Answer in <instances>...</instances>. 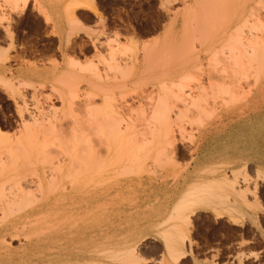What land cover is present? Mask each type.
<instances>
[{"label":"bare ground","instance_id":"obj_1","mask_svg":"<svg viewBox=\"0 0 264 264\" xmlns=\"http://www.w3.org/2000/svg\"><path fill=\"white\" fill-rule=\"evenodd\" d=\"M17 1L11 2L16 4ZM48 1L50 5L51 0ZM243 1L242 7L239 3L240 6L237 5V8L235 0H192L181 10L179 16L164 26L163 35L155 37L151 44L142 48L133 38L125 44L118 42L115 38L118 35L108 40L109 55L107 58L99 56L98 61L104 62L108 67L106 71L114 73L112 77L119 74L118 78L133 77L136 80L134 82H137L143 75L153 74L154 68L158 69L157 66L161 67L159 73L164 79L167 75L173 74L178 77L172 82L168 80L169 84L164 79L156 82L159 92L155 95L156 101L153 102V109L151 108L153 122L151 123L150 119L149 125L146 123L148 137L145 134L146 128L142 125L145 128V136L141 130L142 133L139 135L144 138L141 136L138 138L136 122L131 118L132 113L125 115L121 109L112 105L108 93L113 85L112 77L108 78V74H102L98 64L94 63L96 61L84 63L76 58H67L60 70L52 68L42 70L30 64L20 67L14 76L11 75L12 77H6L0 65V88L6 97L5 100L11 101L15 106L17 115L15 132L4 131L0 124V264H142L144 259L140 258L134 246L129 245L130 247L123 249L106 248L111 243L102 246L106 244L104 239L107 234H103L101 223L119 215L126 200H136L140 195L139 193L137 195L139 188L142 186L146 188L151 184H154L157 192L161 191L160 194L164 193L167 196L165 201L163 200L165 197H161L162 203H157L160 197L152 196L153 202L151 200L156 214L163 217L157 225L160 227L158 234L165 246L162 264H178L187 255L184 242L188 236V224L196 211L209 209L219 217H229L235 223L247 217L244 206L253 208L257 205L247 200L246 191L237 188L238 175H234L235 178L232 179L227 177L226 173L216 174L221 166L226 168L227 165L230 166L231 156L236 152L242 154L248 147L239 148L238 137L228 138L230 144L224 145V141L218 135L219 129L214 127V130L208 129L204 122L205 116L210 119L217 116L218 120L223 121V116L235 113L239 115L237 110L241 105H248L246 107L250 109L248 119L252 122L259 120L263 113L261 108L264 106L262 99L264 22L256 16L258 13H254V7L248 8L252 0ZM38 2L42 4L40 0ZM167 2L168 0L161 4L166 5ZM254 2L257 5L253 3V6L263 3L262 0ZM20 3L21 7L17 5L24 9L28 0H20ZM80 5L93 8L90 0H71L58 13H53L50 6L49 9L42 6L45 12L42 15L44 14L46 20L56 26L58 33L62 31L59 29L61 22H67L65 23L68 24V29L65 31L64 40L66 42L75 28L82 29L79 28L80 22L74 14L75 8ZM179 19L183 28L179 37H176L173 33ZM229 23L233 24L231 29ZM192 39H196L204 51L210 54L208 59L219 73L216 81L207 88L211 93L216 91L215 94H211V99L214 103L215 101L220 103L217 110L216 104L210 105V108L215 109L208 108L209 111L203 104L210 96L205 93L204 85V89L200 88L199 91H204L205 94L198 96L190 94L192 97L188 94L190 99L188 104L187 97L177 94L193 79V71L198 68ZM179 45H182L183 49L180 48L181 51L177 52ZM218 53L224 56L219 57ZM118 55H126L128 61L120 64ZM5 58L2 57L0 60ZM159 73L157 71V74ZM81 74L92 87L86 97H94L95 90H98L102 98L101 103L95 106L90 104L89 109L86 106L85 112L82 110L86 115L88 111L91 118L87 115V120L88 117L94 119L90 120L91 125L88 126L90 128L85 129L84 126L76 125L68 132L55 123H44L36 111L35 90L38 85L42 87L40 83H36L37 80L45 77L44 84L48 81L54 86L51 89L55 88L54 91L63 101L66 111L70 110L71 113V104L74 103L71 100H76V94L72 93L75 90L71 92L68 89L77 88L74 84L80 79ZM107 78L110 80L107 82L109 85L104 86L103 82L108 80ZM148 78L144 80L147 82ZM154 78L156 77L153 76L152 79ZM244 84L245 87L248 86L246 91L241 90ZM56 85L67 86V91L71 95L63 90L62 86L58 88ZM211 87L214 90H211ZM23 88L34 90L30 95L32 107L29 105L30 102H27L26 91L24 92L26 89ZM172 96L178 99L177 101H186V105L180 107L181 110L176 109L179 110L176 114L178 117L174 118L182 119L183 122L187 119L197 124L200 136L188 148L191 161L194 163L190 174L191 180L186 187L177 181L175 185L173 184L176 190L174 189L172 194L177 197L168 206L167 201L172 199L171 191L168 193L166 190L170 185L169 179H177L181 175L178 176L179 173L175 175L171 165L174 163V156L180 154L182 150L176 143L169 142L174 141L171 139L174 134L170 133L172 130L169 118L170 112L176 107L168 104L169 100L172 101ZM243 118L238 117L240 123L232 128L233 133L240 130ZM180 124L182 125L181 122ZM87 125L85 122V126ZM168 135H171V138ZM210 143L214 145L212 147L216 151L215 154L223 156V159H229L216 161L214 153L209 149ZM247 143L251 144L249 141ZM148 161L152 162L150 164L154 165L153 168H156L154 171L158 173H154V177L138 176L140 172L148 169L147 166L152 169ZM261 164L257 166V174L264 177V167ZM244 166L245 162L241 167L233 168V173H240ZM151 169L150 171L153 170ZM115 190L119 192L114 193L109 202H105L104 194H110ZM117 200L120 205L115 203ZM88 229L95 233H87ZM14 239L20 241L16 248L11 244Z\"/></svg>","mask_w":264,"mask_h":264},{"label":"rangeland","instance_id":"obj_2","mask_svg":"<svg viewBox=\"0 0 264 264\" xmlns=\"http://www.w3.org/2000/svg\"><path fill=\"white\" fill-rule=\"evenodd\" d=\"M11 1L12 0H0V56L2 55L3 58L6 57L4 60L3 59L0 60V65L3 68V73L4 75H6V77L14 76L20 67L30 65V64H33L36 68H39L42 70L44 68L46 69L48 68L50 70L52 69L60 70L64 64V61L67 58H76L79 61L84 62V63L90 60L91 61L93 60V62L96 61L94 63L98 64L99 69L101 70V72H103L102 74H108V78L109 77L111 78L112 75H114V73H112L111 71L110 72L106 71L107 66L104 64V62L102 63V61H98V59H100L102 55L103 57H106V58L108 57L109 55L108 51L110 50V45L108 44V40L111 37H115L118 35L117 37H115L116 39H118V42L120 44H125V43H129L130 38L132 39L133 36H135V34H138V36H143V35L151 34V33L153 34L162 33V30L164 27V21L166 19L170 21L174 17L179 16L178 14H180L181 10H183V8L188 3H190L192 0H168L167 4L165 3L166 5L161 4L166 0H133V5H134V2H137L138 4L136 8L135 7L133 8V12H130L129 10L127 11V8L125 7V3H124L125 0H117L118 2L119 1L122 2L123 7L120 8L117 6L116 12L112 14L104 13V11H102L98 7L96 3L97 0H90L92 2L93 8L92 6L89 7L87 5L88 10H89V19L95 24V28L91 30V32L85 31L84 26L81 24L80 21H78L80 22L79 28H82V29L75 28V31L72 33V35L79 31H84L88 33L87 34L88 37L78 38L75 45L71 47L69 51H61L59 48H57L56 40L54 38L38 39V38H35L34 35L33 36L30 35V33L26 31V29H24L29 24L28 21H30V19H28V17L31 18V22H33L32 20H38V17L35 14H32V15L23 14L22 10L24 9L19 8V6L21 7L20 0H18L16 4ZM62 1L59 0V3H61ZM235 1H237L238 3V4L236 3V7L237 5L240 6L241 4H243L241 3L243 0H235ZM248 1L249 0H247V2ZM262 1L263 3H261L260 5L258 4L259 6H253L254 4L257 5V3L254 2V0H252L250 4L248 5V8L253 9L254 7V13L255 12L258 13L259 15L256 14V16L261 18L262 21L264 22V12H263L264 11V8H263L264 0ZM243 2H245V0ZM35 3H36L37 10L40 12V14H42L44 12L43 10L44 7H42L43 5L40 4V2L38 3L37 1H35ZM14 4H15V7H14ZM40 5H42L41 6L42 8L40 7ZM259 10H261L262 12ZM222 16H225V14ZM44 18H45L46 23H48V20H46L45 15H44ZM65 22L64 24L67 27L68 24H66L67 22L66 23ZM49 23L51 22L49 21ZM181 24L182 22H180V19H179L177 22V25H175L176 27L173 33L176 37H179L182 31L183 26ZM114 26H116L117 28H122V33L117 28H113ZM232 26L233 24L229 23L230 29ZM77 28H78V25H77ZM8 30L10 32H8ZM164 31L165 29L163 30V33ZM52 32L55 33L54 31ZM129 32H132L133 34ZM163 33L161 35H163ZM175 36L173 37L175 38ZM137 41L139 42V40ZM152 41H147L144 43L139 42L138 45L142 48L144 45L151 44ZM192 42L194 45L193 47L195 50V56L198 60L197 61L198 68L194 69L193 71V74H192L193 79L188 83L187 86H185L183 91L181 92L178 91L177 94L182 95L183 97L185 96L187 97L186 99H188V94L189 96H191L190 94H192L193 96H198L204 93V91H199V90L200 88H202L201 90H203L205 86L206 88L205 93L210 94V96L207 95L209 96L210 101L208 99L203 104L206 105L207 110L208 108H210L209 107L210 105L214 106L216 104L215 108L217 110V108H220V105H219L220 103L219 102L217 103V101H215L216 103H214V100L211 99L212 98L211 94L214 92L212 93L209 92L210 89L208 90L207 88L211 86L210 84L212 82L216 81L215 79L219 77L218 76L219 73L217 72L215 66L211 64V62L208 59V56L210 54L204 51V48H202L199 45V42L196 39H192ZM180 48L182 50L183 46L182 45L177 46V52L181 51ZM1 50L2 52H4L3 54ZM48 50L52 51L57 57V59L56 58H53V59L46 58L45 53ZM218 56L223 57L224 54L218 53ZM117 58H119L118 59L119 61L118 60L117 61L120 64L126 63L128 61V60L126 61L127 59L126 55L125 56L118 55ZM35 59H40V60H35ZM157 67L158 69L154 68V72H152L153 74L143 75L142 77L144 78L141 77L140 78L141 80L137 82H134L136 80L133 77L126 78V79H124L123 77L118 78V76H120L119 74L117 75V77L115 75L116 79L113 76L111 80L113 85L111 86V91H109L108 93L111 96V99L113 102L112 105H115V107H118L119 109H121V111H123L122 113L123 114L125 113V115H128V114L130 115L132 113L131 118L132 120L133 119L135 120L133 121L136 122L135 125L138 127V128L136 127L137 129L136 136L138 138H140L141 136L139 135L140 133L143 132L144 134L145 128H146L145 134H147V137H148V134H149L147 130L148 129L147 126L149 125L148 120L150 119L152 120V116H151L152 115L151 112L153 111L152 105L154 104L153 102L156 101L155 95L158 94L159 92L158 89L156 88V82L158 83V81L164 79L163 76L159 73V71L161 70V67L160 66H157ZM157 71L159 74H157ZM107 72L112 73V74H109ZM152 75L156 78L152 79L153 78ZM83 76L84 75L81 74V76L79 77L80 79H78L77 81L78 83L76 82L74 84L77 86V88L72 84L75 87V89L74 88L70 89V87L68 89L67 86L65 87L61 85L62 89L63 90L65 89V91H67V89L68 91L70 90L71 92L72 90H75V92L73 91L72 93L76 94L75 95L76 100L73 99L74 98V94H73L72 96L73 100H71V102H74V103H72L73 105L70 103L72 107L69 106L71 107L70 108L71 113L69 109H67L69 111H66L65 109L66 107L63 101H61V99L57 96L58 94L54 91L55 88L51 89L54 86L50 85V82L48 81L47 83L45 82L44 84V81H46L45 77H41L39 78V80H37L38 82L36 83L37 84L40 83L42 87L38 85L35 90L37 94V101H38V102L36 101V105H37L36 111L39 114L40 119L44 123H47V124L55 123L57 126H59V128L62 127L64 130H67L68 132H69V129L71 130L76 125H79L81 127L84 126L85 129L90 128L88 126L91 125L90 122L93 121L94 119H90L91 117L89 116L87 110L91 107L90 104L91 105L94 104L95 106V104L97 105L101 103L102 98L99 96L97 92L98 90H95V94L97 96L95 95L94 97H92L93 99L90 97H86L89 95V92L92 87L88 84L89 82L84 80L85 77ZM158 76L159 77L161 76V77L159 78ZM147 77L151 78V80H149L148 78L146 82V80L144 79H146ZM176 78L178 79V77H176L173 74V75H167L164 80L167 84H169V81L171 82L175 81ZM108 81L110 80L109 79L105 80L103 82V85L108 86L109 85V83H107ZM151 83L152 84L155 83V85L154 84L152 85ZM61 86H57V87L61 88ZM242 86L244 87L241 90L246 91L248 86L245 87V84ZM23 90L24 92L26 91L25 94L27 96L26 98L27 102H30L29 105L32 107L33 104L31 103L32 100L30 101V98H31L30 95H32L34 90L28 89V88H23ZM175 90H176V87H174V91ZM211 90H214V89H212L211 87ZM240 93H242V91ZM5 98L6 97L2 93V89L0 88V124L2 125V129L4 131H7L8 133H12V132H15L14 131L15 129H17V122H16L17 115L15 112V106L13 105V103L11 101H6ZM174 99L175 98L173 97L172 101L170 100L168 101V104H171L174 107H176V108L173 107L174 109L172 110L174 112L173 111H172L173 113L170 112L171 117L169 118V123H171L170 130H172L170 131V133L172 132L171 134H174V135L172 138L170 137L171 135H168V136L171 139H174V141L172 142L169 141L170 143L174 142V144L176 143V145H178V147L182 149L180 151V154L177 153L178 155L176 154V156H174V163L171 165V167L173 166V169H174V170L172 169L173 173L175 171L174 173L175 175L177 173H179L178 176L180 174L181 175L179 177L176 176L177 179H173V178L169 179L170 185H168L166 190H168V193H170L171 191L170 194H171L172 199L170 198L167 201V203H169L168 206H170L171 203L177 197L175 194L174 195L172 194L173 191L176 190L175 188H173L174 185L176 184V181L183 183L182 186L186 187L187 183L191 180L190 174H191V170L193 169L194 163L191 161V156L189 155L188 148L190 147V144H194V140L196 138H199L200 136L199 127L197 124L190 122L187 119L185 120L186 122H183L184 120L181 121L182 119L177 118L176 120V118H174V117H178L176 116V114H178L177 111L179 110H176V109H180V107L181 108L184 107V105L190 102L189 101L190 99L186 100L187 102L185 101L186 104L184 101H177L178 99L177 100L175 99L176 100L175 101ZM262 99L264 101V95ZM208 101L210 102V104ZM86 106L88 108L86 110L87 115L90 117V118L88 117L89 121L87 120L86 113H84ZM247 106L248 105L240 106V109L237 110L239 112V115L238 113H235L233 115L231 114V116L230 114L229 116H223L222 118L223 121L222 120L220 121V119L218 120L217 116L215 117L213 116L211 119L205 116L204 118H206V121L204 122L206 123V127L208 129L213 128V127L219 129L218 135L220 136V139L224 141V142L222 141L224 145L230 144L228 143L229 141H227L228 138L238 137L239 138L238 147L239 148H242L243 146L248 147L247 148L248 150H246L242 154L240 153L237 154L236 152L234 154L236 157L233 155L230 157V159L224 158L225 160L226 159L231 160L230 166L227 165V168L225 166H221V169L223 171L219 167L220 170L218 171L216 175L226 173L227 174L226 176L232 179L235 178L234 175L236 176L238 175L236 178L237 188L240 190L246 191L247 200L252 204L255 203L257 206L253 208H248V206L245 205L244 208L247 211V214H246L247 217L241 220L240 222L238 221L236 223L232 219L230 220V218L227 216H221V217L217 216L215 213H213L209 209H203V210L196 211V213L193 214L191 217L192 218L190 221L191 224L190 223L188 224V230H189L188 236L185 238V242H184V249L187 251L186 252L187 255L185 256V258L181 259L178 264H264V179H263L264 177L260 175L259 173L257 174V170H258L257 166L260 163H262L261 166L263 165L262 167H264V122H263L264 121V106L261 108L263 112L261 117L259 118V120L258 119L255 120V122H252L251 120L248 119L250 109L246 108ZM213 108L214 107L210 108V110ZM83 114L85 117L83 116ZM238 117H244L245 119L243 118V120L241 121L242 126H240V130H238L236 133H233L232 128L240 123L239 121L240 119L238 120ZM171 118L172 120H170ZM179 121L182 123L183 126L180 124ZM85 122H86V125L88 124L87 126H85ZM152 122L153 120L151 121V123ZM145 134L143 136H145ZM92 136L95 138L94 134ZM143 136H141V138H144ZM248 141L251 144H248L247 143ZM211 143L215 144L214 142H211ZM213 144L211 145V147L209 146V149L212 151V153H214V156H215L214 159L218 162L223 161L224 160L223 156H220L219 154H215L216 151L212 147L214 146ZM148 162H149L148 165H150L151 167L152 165L150 163L152 162L151 161H148ZM244 162L246 166L242 168V171L240 170L241 172L240 173L238 172L237 174L233 173L234 171H232V169L237 168L239 166L241 167V165ZM153 166H152L153 170L150 168L152 171H150L149 166H147L146 168L148 169H145L146 172L145 171L140 172L138 176L140 177L142 176L152 177L153 176L154 177L155 176L154 173L156 174L158 172L154 171V169L156 168L155 167L153 168ZM160 173H163V172H160ZM182 176L184 178H180ZM205 176L208 177V175H205ZM153 186L154 184H151V185H147L146 188H144L143 186L139 188V190L137 191V195L138 193L140 195H138L137 199L134 198L137 201L136 200H126L127 202L122 204L121 206L122 211L126 206L129 207L132 204H138L139 206H141L144 203L143 201H148L147 202V204L149 205L148 214L150 216L160 218L161 220L163 217L159 214H156V211H154V207L151 203V200L153 202V199L155 197L157 198L160 197L157 203H162L163 200L165 201L167 196L164 193L160 194L161 191H158L159 192L158 193L157 190L155 189V186L154 187ZM116 192L118 193L119 191L115 190L111 192L110 194H104V198H103L104 201L109 202L110 197L114 195V193ZM156 193H157V196H156ZM152 196L154 198H152ZM162 196L165 197L163 200L161 198ZM144 197H146L145 200L143 199ZM115 203L117 205H120L118 200ZM135 212H130L128 215L129 218H132ZM105 221L106 220H104L101 223L102 224L101 229H103L104 235L107 234L106 238L107 239L109 238V239L107 240L105 238L104 241L106 244L102 246L105 247L110 243L111 244L106 248L123 249L125 247L134 246L136 247V251L138 255L140 256V258L142 257V259L145 260V262L144 260L142 261V264H162L161 260L165 256V246L163 250L161 246L155 245V243L157 242L156 239H146L145 240L141 237H137L134 239L113 238L111 235H109L110 233L106 231L109 226H107ZM158 223L155 225L156 228H160L159 226H157ZM159 231L157 232V234L159 233ZM87 233L93 234L95 232L93 231L90 232L88 229ZM159 240L162 241V237H160ZM142 241H144L143 243L144 245H141ZM21 242H23V240H21ZM19 243H20L19 239L17 240L14 239L11 241V244L14 248L18 247ZM147 246L150 247V250H151L150 253H144V249H146Z\"/></svg>","mask_w":264,"mask_h":264},{"label":"crops","instance_id":"obj_3","mask_svg":"<svg viewBox=\"0 0 264 264\" xmlns=\"http://www.w3.org/2000/svg\"><path fill=\"white\" fill-rule=\"evenodd\" d=\"M35 1L38 2V0H28V3L26 7L24 8L23 14L25 15H32L35 14L38 17V20H32L30 19L28 26H26L24 29L30 33V35H34L35 38L38 39H44V38H54L56 40V46L59 48L61 51H69L71 47L75 45L77 42L78 38H87L88 33L84 31H79L77 33H74L70 39L69 42L66 43L64 41L66 39V30L67 27L64 24V21L61 22L60 24L62 31L59 33L56 32V26L53 23H46L44 15L40 14V12L36 8V3ZM43 4L44 7L49 9L52 8L53 13H58L61 11V9L64 7V5L68 4L71 0H63L61 3H59L57 0H51L50 5L48 0H40ZM48 1V2H47ZM66 4H65V3ZM68 2V3H67ZM39 3V2H38ZM48 3V4H47ZM98 7L104 11L106 14H112L116 12V8L118 7H123L121 1L117 0H97L96 1ZM119 3V5H118ZM125 7L127 8V11L129 10L130 12H133V8L137 7L138 4L137 2H134L133 5V0H125ZM62 5V6H61ZM41 7V5H40ZM42 8V7H41ZM50 10V13H52ZM75 16L78 18V20L81 22V24L84 26L85 31H90L95 28V24L89 19V10L87 5H82L81 7L78 6L74 10ZM169 22V20L164 21V26ZM113 28H117L114 26ZM121 33H122V28H117ZM164 30V27H163ZM162 30V33H163ZM54 31L55 33H53ZM133 34L132 32H129ZM162 33H157V34H146L143 36H138V34H135L133 36L134 39L139 40V42H147V41H152L156 39L155 37H158ZM160 37V36H159ZM69 44V45H68ZM46 58H56L55 54L48 50L45 53ZM42 59V58H41ZM35 60H40V59H35ZM143 205L139 206L138 204H132L131 206H126L123 211L114 217H111L110 219L106 220V224L108 229L106 230L109 235H111L113 238H129V239H134L137 237H141L143 239H156L157 242L155 245L161 246L162 249L164 250V244L162 241L159 240L160 236L157 234L160 228H156L155 225L160 221V218H156L153 216H150L148 214L149 208H148V201H143ZM143 207V209H142ZM136 211V212H135ZM130 212H135L134 216L132 218H129V213ZM137 225V226H136ZM144 240V241H145ZM144 241H142L141 245H144ZM150 247L147 246L146 249H144V253H150ZM185 258V257H184ZM183 259V258H182Z\"/></svg>","mask_w":264,"mask_h":264}]
</instances>
